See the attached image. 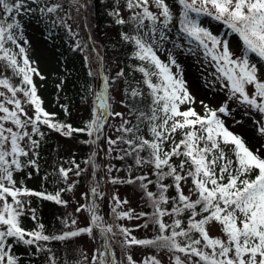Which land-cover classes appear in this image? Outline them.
<instances>
[{
  "label": "snow or ice",
  "instance_id": "6c2138e0",
  "mask_svg": "<svg viewBox=\"0 0 264 264\" xmlns=\"http://www.w3.org/2000/svg\"><path fill=\"white\" fill-rule=\"evenodd\" d=\"M32 2L38 3V0ZM174 3L179 6L175 18L173 7L166 0H126L125 3L136 34L125 32L121 37L133 45L132 58L140 62L134 70L142 74V80L135 87L125 88V99L121 103L129 108L128 115L134 116L137 122L132 123L124 118V113L111 110L110 80L100 71L102 83L93 91L94 118L84 128H73L55 121V114L43 108L37 94L33 76L44 77L33 66L34 62L30 61L23 46L28 41L22 33L17 35L21 28L17 15L32 9L26 7V0H0V13L3 14L0 16V68L11 70L13 76L20 77V83L16 85L11 77L0 74V88L4 89L0 90V264H20L9 238L24 245H35L42 251L44 246L40 242L68 241L82 234L95 240L94 230H98L102 243L90 258L81 253L82 261L76 264H162L155 255L138 262L130 254L132 246L170 253L172 264H264V155H261L264 144L253 151L240 135L229 130L222 118L231 115L228 101H233L246 110L245 115L255 113L261 117L255 124L258 134L264 137V0H174ZM70 4L76 7L77 13L87 7L81 0H70ZM150 5L157 11H152ZM60 8V4H55L39 10L54 13ZM110 15L116 17L117 24L128 22L121 16L119 8ZM201 16L221 22L234 33L241 42V54L230 49L228 40L204 27L199 19ZM145 21L149 23L146 25ZM64 23L71 31V26ZM173 25H178V34L182 33L196 46L186 49V53L196 55L202 50L205 62L215 69L212 75L228 93V100L219 107L213 108L200 101L203 114L198 112L193 106L195 97L188 90L183 68L172 50H167L166 61L157 54L164 50ZM144 28L147 30L141 33ZM77 47H80L79 43ZM173 48L181 49L182 45L176 42ZM101 59L97 56L98 61ZM89 75L96 73L90 71ZM124 75L123 69L116 74L117 77ZM18 93L23 94V101ZM25 104L32 107L33 115H28ZM182 106L186 107L182 110ZM111 116L120 117L121 123L116 129L120 133L116 139L106 137L108 152L122 153L116 157L120 160L131 156L135 166L143 168L147 165L156 177L155 180L149 179L148 174L133 177L132 165L128 166L130 175L126 180L109 175L112 184L138 183L152 209L150 213H134L131 209L118 211L120 205H126L128 201L113 193L111 214L114 221L145 218L137 228H148L151 224L157 235L140 239L132 234V229L115 222L108 223L100 214L96 199L75 209L76 213L87 211V226L78 227L77 219L69 213L61 223L68 227L70 220L71 230L46 234L44 225L39 223L36 229L26 230L20 221L25 214L23 196L43 197L67 207L68 201L61 198V192L72 191L76 183L73 181L55 194L17 186L14 173L26 166L21 158L30 157V152L37 154L34 150L39 147V141L33 139V134L42 136L40 126L44 125L64 136L86 132L88 136L96 134L98 140ZM142 126L148 135L141 134ZM178 132L181 138L177 142ZM26 140L29 150L23 145ZM120 144L127 147L119 148ZM227 146L231 147L234 159L226 155ZM72 163L75 169L59 168L65 181L69 179V173L74 172L79 177L85 171L74 160ZM85 163L91 164L94 170L99 167L92 157ZM27 164L37 166L36 160L31 158ZM112 170L113 167L108 165L107 173ZM168 178L171 183L165 182ZM92 184L91 196L105 199V193L95 180V171ZM149 185H154L156 191L149 190ZM185 186L188 187L187 194ZM169 189H174L175 195H168ZM82 195L87 197L89 193ZM31 212L32 219L36 220L35 209ZM165 217L171 222H166ZM213 226L219 227L221 235L210 234ZM114 246L119 248L123 260L118 259ZM51 264H56L54 257Z\"/></svg>",
  "mask_w": 264,
  "mask_h": 264
},
{
  "label": "trees",
  "instance_id": "16d2710c",
  "mask_svg": "<svg viewBox=\"0 0 264 264\" xmlns=\"http://www.w3.org/2000/svg\"><path fill=\"white\" fill-rule=\"evenodd\" d=\"M123 0H86V14L84 19L88 21V29L81 28V34H77L69 31L64 23V16H56L54 13H47L50 20H47L44 17L43 13L39 10L40 8L35 7L33 18L42 23L44 31L41 29L40 32L46 35H49L52 41L55 43V48L62 53V60L64 62L65 71L63 75L59 78V90H61V97L58 98L57 102L51 104V107L42 103L43 108L49 112L55 114V121L70 124L73 128H84L86 124L90 122L95 115V106L92 99L93 91L98 87L96 83L95 86L93 81H97L98 74L94 66V57L97 55L99 57L105 56L108 70H115L116 67L125 70V75L128 71L131 70V73H136L134 66L140 62L132 58V52L134 50L133 45L129 42H126L122 39L121 33H128L129 35H135V28H130L128 25L124 27V24H117L115 22L116 17L110 15V13L119 8L120 14L123 17L121 4ZM85 3V1H84ZM43 7H50V3L45 1ZM59 14V11H56ZM179 8L174 11V18L178 16ZM124 18V17H123ZM94 19L97 23L95 25ZM11 22V21H9ZM96 26L97 28H92ZM124 27V28H123ZM178 27V25H176ZM178 33V30H176ZM182 34V33H181ZM93 36L94 39H89ZM80 44V47H77V44ZM86 45V47H85ZM12 45L9 44V47ZM96 47V48H95ZM130 69V70H129ZM96 73V75H89V72ZM20 79V77H17ZM119 78L115 80H110V84L119 82ZM20 83V81H19ZM114 85V86H115ZM129 87V85H128ZM142 87H144L142 85ZM90 88L92 91H90ZM146 90V89H145ZM142 107V105H139ZM65 108L67 112H65ZM129 108L125 107L124 118L136 123L134 116L128 115ZM113 122L109 120L107 122L106 128L102 130L100 134V139H96L97 142V152L96 155L92 154L95 152V143H89L88 141H95L94 135L88 136L86 132H76L72 136H64L62 133L49 129L47 126L41 125L40 131L43 135L33 134V139L39 141V147L34 150L37 154H32L30 152V157H22V162L26 165L23 169L27 172L29 169L30 172H35L34 181L35 184L30 186H22L33 192H43L46 194H55L61 188H67L68 184L75 181V185L72 191H63L61 192V198L65 201H68L67 207L55 203L54 201H49L43 197L37 196H23L22 199L25 201V214L20 218L21 225L26 230H34L37 227V224L44 225V231L46 234H60L63 231H68L72 229L71 221H68V227H65L61 223L62 220L66 219L69 215L68 209L73 207L75 193L83 191L86 186V179L88 174L92 175L94 169L91 164L85 163L90 157L95 161L94 163L99 165L96 174V181L102 182L104 179L108 180V176L119 177L122 180L129 178V165H132L131 175L133 177L148 174V178L155 180V175L152 174V170L145 165L143 168H139L134 165V160L131 156L126 157L124 160L117 159L118 154H122L118 151L108 152V144L105 147L104 142L105 135H109L112 139H116L120 133L116 129L120 126L117 124L116 128L113 129ZM106 129V134L104 130ZM147 134V130L142 126V133ZM181 138V134L178 132L175 136L177 142ZM70 140L72 143L71 147L62 149L63 140ZM119 148H126L127 145L120 144ZM167 147V146H166ZM225 152L228 158L234 159L233 152L230 146L225 147ZM106 153L108 154V161L105 160ZM141 155H146L141 153ZM36 160L37 166H32L27 164L28 159ZM75 161L76 164H79L82 169L85 171L81 176L77 177L73 173H69V179L67 181L61 178L59 173V168H72L75 169V165L72 161ZM175 160V158H174ZM178 162V161H177ZM111 165L113 170L110 174L107 173V166ZM107 181L100 184V188L107 190ZM166 183H171V178H168ZM110 183L111 193L109 192L105 199L100 200L96 198V203L100 205L99 212L104 216V219L108 223H117L122 224L125 227L130 228V223H126L123 220H115L111 214V208L114 206L110 200V197L115 193L119 198L120 194L124 192V189L135 190L137 192V197L133 200H129V205H120L118 211H127L137 210L138 212H148L152 211L151 207L146 202L144 198V193L140 189L138 183L127 184V183ZM190 185V181H189ZM149 190L155 192L156 188L154 185H149ZM185 193L188 192V187L184 188ZM104 192V193H105ZM168 195H175L174 189H169ZM77 196V195H76ZM121 200H124L120 198ZM138 203V204H137ZM77 204V203H76ZM138 206V209L136 207ZM80 205V202L77 204V207ZM106 211L104 210V207ZM167 207V205H165ZM31 209H35L36 220L32 219ZM71 210V209H69ZM73 216L74 214L71 213ZM142 219L141 224L144 223ZM166 222L170 223L171 219L165 217ZM78 227H84L87 225H78ZM98 232V230H94ZM139 232L145 233L140 237H137L133 231L132 234L137 238H152L157 235L155 227L151 224L148 228L140 227ZM99 234V232H98ZM89 237L87 234H82L79 238ZM69 241V240H68ZM102 241V238H101ZM9 242L13 244V249L15 250L14 254L19 256L20 264H51V260L54 257L56 264H70L68 259H66L65 254L63 253V245L66 241H48L40 242L44 246V250L38 251L35 245L29 246L22 243H17L13 238H9ZM136 248L144 249H155L143 246H136ZM48 249L51 251L49 252ZM114 250L119 256V248L114 246ZM118 250V251H117Z\"/></svg>",
  "mask_w": 264,
  "mask_h": 264
},
{
  "label": "rangeland",
  "instance_id": "374dc122",
  "mask_svg": "<svg viewBox=\"0 0 264 264\" xmlns=\"http://www.w3.org/2000/svg\"><path fill=\"white\" fill-rule=\"evenodd\" d=\"M47 1L50 3V7L55 4H60L61 8L58 9L59 14L55 12L56 16L61 17L64 16L66 22V25L71 26V31L74 34H77L80 36L81 34V28H89L88 27V21H85L83 17V13L86 14V8L81 9L79 13L76 11V7L72 6L70 4V0H38V3H33L32 0H26V7L31 8L32 11H22L20 14L17 15V19L19 20V23L21 25V28L18 30L17 35L20 33L23 34L24 39L28 41L27 44H24L23 46L26 48L28 57L30 61H33V66L38 69V71L42 74L44 79H40L39 76H33V82L37 87V94L40 96L41 100L45 103L46 106L51 107V104H54L57 102L58 98L61 97V90H59V84L58 81L59 78L63 75L65 68L64 62L62 60V53L61 51L57 50L55 48V43L52 41L51 37L49 35H46L44 33H41L40 30L42 29L44 31V27L42 26V23L40 21L35 20L32 16L34 14L35 7L37 8H43L44 2ZM86 3V0H84ZM124 2L121 4L123 17L127 23L124 24L129 26L130 28H135V24L129 20V16L131 15L130 11L126 8L125 3L126 0H123ZM83 3V0H81ZM167 3L172 5L173 12L179 8L178 5L174 3V0H166ZM152 11H157L154 5H150ZM3 14L0 13V16ZM44 17H46L47 20H50L49 15L47 13H43ZM69 16L71 18H69ZM199 19L202 21L203 26L208 28L210 31L213 32V34L221 36L223 39H226L229 41L230 49L235 52L237 55L241 54V42L239 41L238 37L231 33V31L224 26L221 22H218L214 20L211 17L207 16H201ZM95 25H97L95 19H94ZM149 22L145 21V24L147 25ZM67 27V26H66ZM123 27V28H124ZM68 28V27H67ZM92 28H97L96 26H93ZM178 29L176 25L171 26V31L168 32L169 40L164 43L163 51H158V55L162 60H167V50L171 49L173 52V55L176 57L178 63L181 65L184 71V79L187 82V87L189 92L195 97L196 103L193 105L198 112L203 114V108L200 105V101H204L206 104H208L210 107L216 108L219 107L224 101L228 100V93L226 90L221 89L220 83L216 81L215 76L212 75V73L215 72V69L211 66L210 63H206L203 57L202 50H198L196 55L187 54L186 49L188 48H195L194 43H190L187 37L178 36L175 34V31ZM147 28L141 29V33L146 31ZM83 33V30H82ZM89 39H94L93 36H91ZM179 42L182 45L181 49H175L173 48V44ZM20 43H23V41H20ZM14 48L15 51H18V49L15 48V46H11ZM96 48V47H95ZM98 56V55H97ZM97 56L94 57V66L96 69V73L98 74L97 81H93L91 79V82H93L94 86L97 83L98 86L102 83V80L100 78V71L101 66L103 68L104 74H106L109 77V80H115V78H119V82L117 83V86L115 83L111 84L109 88V94L111 96V110L113 112H123L125 109V105L121 103L122 100L125 99L124 90L126 87L132 86L135 87L136 83L138 81L142 80V74L137 72L131 73V70L127 72L126 75L123 77H117L116 74L121 70V68L116 67L115 70H108L107 62L105 56L101 57V60H97ZM124 70V69H123ZM173 71H175V68H173ZM124 73L125 70H124ZM0 74L7 75L12 78V83L18 85L20 79H18L16 76L12 75L11 70H5L3 68H0ZM127 81V83H125ZM115 85V86H114ZM0 90H4L0 88ZM98 90V87L97 89ZM94 96V95H93ZM18 97L23 101L24 97L22 93H18ZM93 104L95 106V96L92 99ZM228 104L230 106V109H232L231 115L222 117L225 121V125L234 132L235 134L240 135L247 146L255 151L257 148L260 147L261 144H264V137H261L257 132V125L255 124V121L260 120L261 117L255 113H252L250 115H245V109L243 107L238 106L233 101H228ZM11 107V106H9ZM25 110L27 111L28 115H33V109L30 105L25 104L24 105ZM183 107L182 106V110ZM45 108V107H44ZM23 118V117H22ZM114 118L113 122V129H115L117 124L119 125L121 118L120 117H114L111 116L107 119L105 127L107 126V122L109 120H112ZM11 126V125H8ZM103 128V129H104ZM30 130V128H29ZM106 134V129L104 130ZM95 137V134H94ZM106 137H111L109 135H105ZM112 138V137H111ZM23 145L26 150H29V144L26 141L23 142ZM72 143H70V140H63L62 143V149L63 148H70ZM105 147L107 146V142H104ZM261 155H264V150L261 151ZM105 160L108 161V154L106 153ZM30 170V169H29ZM28 170V171H29ZM26 172L24 169L21 171L14 173V179L17 180L18 185L17 186H30L35 184L34 178L37 176L35 174L36 170L34 172ZM95 180H96V174L97 170L95 169ZM93 172L92 175L87 176L86 179V186L83 191H79L78 193H75L74 196V203L73 207H70L68 211L70 213L74 214V217L77 219L78 225H87L89 220L88 216L89 214L87 211H82L80 213H76L75 209L77 208V204L80 202V204H89L91 203V194L89 192L90 188L93 186ZM107 179H104L102 182H106ZM100 182L99 185L102 183ZM102 192H105V190L101 189ZM111 193V187L110 183L107 181V190L105 192V195L108 193ZM83 193H89L87 197L82 195ZM77 195V196H76ZM120 198L127 200L129 203V200H133L135 197H137V192L132 189H124V192L120 194ZM96 199V198H95ZM11 198H9V201ZM77 203V204H76ZM126 205H129V204ZM138 204V203H137ZM136 204V207L138 209V206ZM104 210L105 206L103 207ZM134 213H139L137 210H134ZM143 218L141 219H123L124 222L130 223V229H132L133 233L140 237L141 235H144L145 233L139 232L140 228H137V225L141 223ZM210 234L212 236H218L221 235L219 227L213 226L210 229ZM94 236L96 237L95 240H93L90 237H83V238H73L69 241H66L63 245V253L65 254L66 259L70 262V264H76L77 261H82V255L81 253L86 254L89 258L92 256L94 249H96L101 243V237L99 236L98 232L94 231ZM15 252V250L13 249ZM118 251V250H117ZM130 254L133 255L134 259H136L138 262L141 261L144 257L149 255H155L158 259L162 261V264H172V261L170 260V253L157 251L156 249H144V248H136V246H132L129 250ZM120 252V250H119ZM183 258V254H181ZM118 259L123 260L124 257L119 254L117 256Z\"/></svg>",
  "mask_w": 264,
  "mask_h": 264
}]
</instances>
